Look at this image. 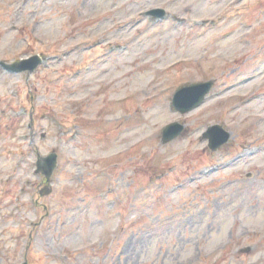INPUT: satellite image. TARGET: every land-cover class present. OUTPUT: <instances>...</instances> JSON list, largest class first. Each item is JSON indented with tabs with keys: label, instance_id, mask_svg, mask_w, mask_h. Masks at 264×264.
I'll return each instance as SVG.
<instances>
[{
	"label": "rangeland",
	"instance_id": "rangeland-1",
	"mask_svg": "<svg viewBox=\"0 0 264 264\" xmlns=\"http://www.w3.org/2000/svg\"><path fill=\"white\" fill-rule=\"evenodd\" d=\"M35 55L0 68V264H264V0H0V61Z\"/></svg>",
	"mask_w": 264,
	"mask_h": 264
},
{
	"label": "water",
	"instance_id": "water-1",
	"mask_svg": "<svg viewBox=\"0 0 264 264\" xmlns=\"http://www.w3.org/2000/svg\"><path fill=\"white\" fill-rule=\"evenodd\" d=\"M149 13L155 16H161L163 14L162 10L154 9ZM39 63V58L35 56L32 61L24 60L18 63L5 64L0 62V65L6 69L21 71L28 70L32 71ZM211 83H201V84H190L189 86L182 87L178 89L173 97V105L176 109L181 112L190 110L192 107L196 106L200 102L203 95L209 90ZM182 129V126L176 123L168 125L163 130L162 140L166 142L171 138L175 137ZM209 138V146L212 149H216L221 144H223L229 137V134L225 132L220 126H212L208 132L204 134ZM55 154H50L45 158H41L37 161V170L41 171L48 178L55 167Z\"/></svg>",
	"mask_w": 264,
	"mask_h": 264
}]
</instances>
